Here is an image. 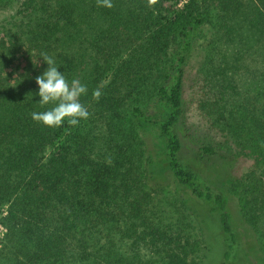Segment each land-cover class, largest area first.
<instances>
[{"label":"trees","instance_id":"trees-1","mask_svg":"<svg viewBox=\"0 0 264 264\" xmlns=\"http://www.w3.org/2000/svg\"><path fill=\"white\" fill-rule=\"evenodd\" d=\"M17 15L0 33V264H190V237L152 216L169 186L216 213L227 264L235 232L214 174L246 187L247 221L264 213V0H21ZM204 30L200 107L227 135L185 162V65ZM42 53L87 85L78 126L32 119L51 107L36 102ZM244 159L255 169L236 176Z\"/></svg>","mask_w":264,"mask_h":264},{"label":"rangeland","instance_id":"rangeland-1","mask_svg":"<svg viewBox=\"0 0 264 264\" xmlns=\"http://www.w3.org/2000/svg\"><path fill=\"white\" fill-rule=\"evenodd\" d=\"M21 0H13L0 5V33L4 24L18 18L17 10ZM1 36V34H0ZM207 30L192 41L190 53L185 65L184 81V117L178 128L182 142L181 158L190 162L197 147L203 144L214 145L227 135L222 125L214 123V117L206 109L200 107L207 86L204 85V53ZM178 43L173 45L169 56L174 57ZM15 70L22 63H15ZM250 159L241 160L235 167L236 176L245 175L254 170ZM256 172V170H255ZM214 182L225 192L231 223L235 232V245L227 264H263L264 261V213L254 209L257 215L250 222L243 215L240 197L245 193L244 186L226 181L220 174H214ZM174 186H169L154 195L153 218L159 225H165L174 233H181L190 237L191 251L190 264H224L227 249L225 236L219 219L208 205L196 203L185 193H180L186 204L181 202ZM254 205V204H251ZM6 208L0 210V250L2 249L7 233V227L2 222L6 216ZM148 255H142L141 262L136 264H152Z\"/></svg>","mask_w":264,"mask_h":264},{"label":"clouds","instance_id":"clouds-1","mask_svg":"<svg viewBox=\"0 0 264 264\" xmlns=\"http://www.w3.org/2000/svg\"><path fill=\"white\" fill-rule=\"evenodd\" d=\"M97 4L100 7L112 8L113 0H97ZM40 57L46 62L47 67L35 77L38 85V92L35 95L40 97L36 102L41 108L49 105L51 107L44 111L32 112V119L50 128L61 127L65 122L70 126H78L81 121L90 117L88 107L81 102V97L88 93L87 85L78 78L69 81L64 72L58 70L59 65L54 57L43 53ZM4 74L7 78V73ZM13 80L8 81L11 87L17 85L12 83ZM93 96L98 99L99 91H95Z\"/></svg>","mask_w":264,"mask_h":264}]
</instances>
